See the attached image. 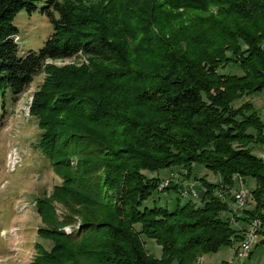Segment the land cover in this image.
Here are the masks:
<instances>
[{
	"label": "trees",
	"instance_id": "obj_1",
	"mask_svg": "<svg viewBox=\"0 0 264 264\" xmlns=\"http://www.w3.org/2000/svg\"><path fill=\"white\" fill-rule=\"evenodd\" d=\"M21 10H38L53 26L36 54H18L13 21ZM263 45L264 0H0V93L9 90L14 101L45 72L29 115L41 155L62 179L37 200L38 236L52 245H35L29 264H194L241 240L220 217L228 205L218 185L200 179V206L147 208L160 179L143 172H190L199 163L228 192L235 176L253 179L245 220L261 215L264 161L247 146L264 140L245 130L264 125L246 115L250 105L232 102L264 89ZM80 52L88 66L45 65ZM232 63L243 76L218 73ZM54 201L67 211L61 222ZM77 219L79 229L66 234ZM142 236L161 247L160 258ZM260 238L257 246L264 225Z\"/></svg>",
	"mask_w": 264,
	"mask_h": 264
},
{
	"label": "rangeland",
	"instance_id": "obj_2",
	"mask_svg": "<svg viewBox=\"0 0 264 264\" xmlns=\"http://www.w3.org/2000/svg\"><path fill=\"white\" fill-rule=\"evenodd\" d=\"M68 1L93 5L100 0ZM179 12L182 13V11ZM14 18L13 24L18 31L17 36L14 37V41L19 47L18 54L25 56L29 53H38L44 42L53 33V26L48 18L39 14L38 10L31 14H28L26 10H21ZM240 45L241 49L245 50L246 47ZM262 47L264 49V45ZM89 59L88 56L80 52L75 58L48 59L45 65L69 69L88 66ZM218 73L243 76L242 69L235 63L220 68ZM45 77V72L36 75L26 91L18 95L14 101L9 90L3 94L0 93V264H29L37 253L35 245L40 244L46 250H49L52 245L49 241L38 236L37 230L43 227V223L36 213V203L42 197L49 199L53 188L60 185L62 179L53 171L48 160H45L41 155L38 148L40 130L37 126V120L29 115L33 93L43 84ZM243 105L252 107L246 115L256 116L264 125V89L237 97L232 102L234 109ZM258 128L259 130L256 131L254 128L248 127L245 133L254 135V139L262 138L264 140V131L260 127ZM14 148L18 149L22 159L21 167L14 173H8L6 161L10 151ZM247 148L251 149L252 153L258 157L261 154L264 155V145L262 144H250ZM260 159L264 161L263 158L260 157ZM143 173L147 178L158 177L160 179L158 189L144 203V207L158 206L173 211L178 205L181 206L188 201L195 202L197 206H200V199L204 191L200 179H205L207 182L218 185L215 188V194L221 202L228 205L227 211L220 214V217L228 219L237 230L244 232L247 229L249 222L245 220V210L254 208V202L250 198V192L255 188L253 179L247 178L243 182L239 176H235L233 187L228 192L221 188L219 175L212 173L199 163L193 164L190 172L187 168L171 167L161 169L157 173ZM167 180V186L162 187L161 184ZM168 186H176L177 190L175 191L173 188L164 190ZM192 190L195 191L196 196H191ZM240 190L247 193L246 204L242 208L236 204L234 197ZM53 206L56 218L61 222L67 211L58 201H54ZM256 217H264V209L261 211V215ZM251 220L253 218L249 221ZM79 225L77 219L72 226H65L62 230L66 234H71L79 229ZM245 225H247L245 229L241 228ZM142 237L145 250L155 258H160L161 247L153 240H149L145 236ZM260 239H258V243ZM235 246H237V242L233 246L223 247L215 253L202 255L200 257L201 264L230 263L231 249ZM253 249L250 257L243 263L264 264V245L260 244ZM172 264H176V262Z\"/></svg>",
	"mask_w": 264,
	"mask_h": 264
},
{
	"label": "built area",
	"instance_id": "obj_3",
	"mask_svg": "<svg viewBox=\"0 0 264 264\" xmlns=\"http://www.w3.org/2000/svg\"><path fill=\"white\" fill-rule=\"evenodd\" d=\"M17 148H14L12 151H10L7 161H6V171L8 173H14L16 170L21 167L22 159L19 155V151H17ZM261 158L264 159V155L261 154ZM168 180L164 181L161 186H167ZM191 196H196V193L194 190L191 191ZM235 202L238 204L239 207H243L246 204V197L247 193L244 190L238 191L235 195ZM263 222L260 217H255L253 220L249 221L247 229L242 232V238L240 241L237 242V244H241L242 248V257H241V264H244L246 259L250 257V255L253 252V248H255L258 244V239H260V230L263 227ZM233 250V247L232 249Z\"/></svg>",
	"mask_w": 264,
	"mask_h": 264
},
{
	"label": "bare ground",
	"instance_id": "obj_4",
	"mask_svg": "<svg viewBox=\"0 0 264 264\" xmlns=\"http://www.w3.org/2000/svg\"><path fill=\"white\" fill-rule=\"evenodd\" d=\"M182 191V190H181ZM185 191V190H183ZM188 192V191H187ZM220 196V195H219ZM224 196V195H223ZM222 196V197H223ZM221 198V197H220ZM241 257H242V248H241V244H237V246L232 250V258L230 263L228 264H241ZM194 264H201L200 258H198Z\"/></svg>",
	"mask_w": 264,
	"mask_h": 264
},
{
	"label": "crops",
	"instance_id": "obj_5",
	"mask_svg": "<svg viewBox=\"0 0 264 264\" xmlns=\"http://www.w3.org/2000/svg\"><path fill=\"white\" fill-rule=\"evenodd\" d=\"M246 226H247V225H245V226H243V227H241V228H244V229H245V228H246ZM235 247H236V246H235ZM235 247H234V248H235ZM234 248H233V249H234ZM235 264H236V263H235Z\"/></svg>",
	"mask_w": 264,
	"mask_h": 264
}]
</instances>
